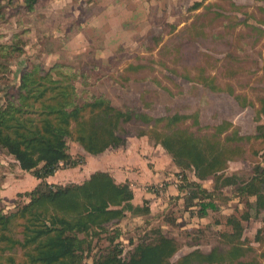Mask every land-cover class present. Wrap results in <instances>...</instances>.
<instances>
[{
    "label": "rangeland",
    "instance_id": "374dc122",
    "mask_svg": "<svg viewBox=\"0 0 264 264\" xmlns=\"http://www.w3.org/2000/svg\"><path fill=\"white\" fill-rule=\"evenodd\" d=\"M41 2H34L29 9L24 0H0V44L14 47L10 53V49L0 48V104L19 96L25 68L40 64L49 69L65 63L71 66L66 70L78 74L74 83L80 103L103 95L115 106L155 119L126 123V140L133 134L162 146L156 143L155 130L172 133L173 129H187L216 140L227 157L223 169L200 179L194 170L178 166L162 146L179 168L174 180H141L148 182L144 190L154 195L145 198L140 192L137 202L134 195L126 215L106 223L105 230L90 231V247L81 264H93L116 242L121 243L123 258L128 259L139 243L150 242L158 231L177 239L179 248L171 258L174 262L194 250L209 253L222 248L224 238H241L246 259L256 256L263 263L264 208H259L255 195L243 193L240 187L252 181L257 166L258 178L264 169V138L258 133V126L264 125V0H201L199 12H192V4L181 14L175 2H166L167 17L163 14L153 19L152 29H132L134 34L118 46L107 65H100L96 49L77 53L67 49L66 32L51 29L55 20L49 9L40 12ZM181 21L185 24L177 29ZM58 58L63 61L57 62ZM235 96L243 97L244 105ZM142 131L145 134L139 135ZM67 140L69 152L81 163L62 168L52 183L83 182L101 168L97 156L73 135ZM258 178L250 188L257 187ZM193 181L207 189L195 199L191 198L196 189L191 186ZM39 183L0 145L1 210L12 212L28 202ZM209 197L217 208L198 216L200 206L196 203ZM158 198L165 203L160 204ZM154 205L158 208L152 210ZM139 206L141 209L134 210ZM24 253L21 248L16 252L19 261L25 260Z\"/></svg>",
    "mask_w": 264,
    "mask_h": 264
},
{
    "label": "trees",
    "instance_id": "16d2710c",
    "mask_svg": "<svg viewBox=\"0 0 264 264\" xmlns=\"http://www.w3.org/2000/svg\"><path fill=\"white\" fill-rule=\"evenodd\" d=\"M24 1L29 9L37 2ZM0 48L10 49L9 53L14 49L13 45L3 44ZM66 67L71 68L65 63H56L49 69L40 64L25 68L20 76L19 96L0 104V145L17 159L23 170L41 180L30 192L28 202L12 212L0 209V264H81L85 250L90 247L87 234L93 229L105 230L106 223L126 215L134 199L130 183L117 182L108 171L97 170L79 183L46 181L57 170L81 163L69 152L67 137L73 135L89 153L97 155L126 143L124 133L129 131L126 123L155 120L141 111L115 106L103 95L80 103L74 83L78 74ZM260 131L264 134V125L258 126ZM153 136L178 166L194 170L200 179L210 177L227 163L222 147L212 138L199 137L181 128L173 129L172 133L155 130ZM259 169V166L254 169L252 181L240 189L255 195L261 209L264 169L258 178ZM254 178H258V185L250 188ZM43 182L47 184L44 186ZM191 186H196L191 191L192 199L200 191L207 192L196 181ZM196 204L200 206L197 213L200 217L217 208L210 197ZM137 209L140 206L134 208ZM80 233L86 235L82 237ZM158 233L150 242L139 243L128 259L123 258L121 243H112L93 264H264L256 256L246 259L247 249L241 238H224L222 248L209 253L194 250L174 262L171 258L179 248L177 239L162 231ZM20 248L25 250L24 261L16 257ZM260 257L264 260V251Z\"/></svg>",
    "mask_w": 264,
    "mask_h": 264
},
{
    "label": "crops",
    "instance_id": "0c3cea01",
    "mask_svg": "<svg viewBox=\"0 0 264 264\" xmlns=\"http://www.w3.org/2000/svg\"><path fill=\"white\" fill-rule=\"evenodd\" d=\"M37 1H42L38 6L41 9L40 12L48 13L46 9H49V15H52L55 20L51 29H64L66 32L68 38L65 47L76 53L88 48L96 49L101 60L100 65H107L110 58H114L118 46L124 41H128L130 36L134 34L132 29H152L153 19L160 18L163 14L166 18L168 15L165 12L166 2H175L180 14L184 12L186 6L192 7V4L201 2V0ZM208 1L204 0V2ZM201 7L200 5L198 7L193 5L192 12H199ZM42 20L44 19L42 18ZM184 24L185 21H181L177 29H182ZM57 33L61 34L59 30ZM56 61L63 60L58 58ZM208 86L215 90L211 85ZM235 98L240 105H244L243 97L235 96ZM116 149L109 148L96 155L100 163L99 166H101L99 170L110 172L117 182H129L134 188L135 202H137L140 192L145 194V198L154 195L144 190L145 184L148 182L141 180H150L149 182L174 180V173L179 170L169 153L162 146L154 145L147 137L128 134L126 145L122 149ZM140 151L144 153L142 154ZM61 171L62 169L57 170L54 175L47 177L46 180L56 182ZM37 180L41 181L38 178ZM175 185L172 182L171 186L175 187ZM158 201L160 204L165 203L160 198ZM155 206H151V209ZM156 208L158 207L156 206Z\"/></svg>",
    "mask_w": 264,
    "mask_h": 264
}]
</instances>
